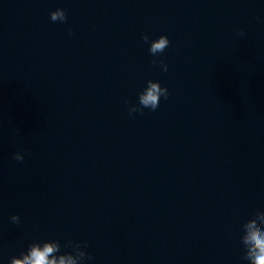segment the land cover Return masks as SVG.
<instances>
[{
    "label": "clouds",
    "instance_id": "1",
    "mask_svg": "<svg viewBox=\"0 0 264 264\" xmlns=\"http://www.w3.org/2000/svg\"><path fill=\"white\" fill-rule=\"evenodd\" d=\"M50 19L53 22H65L67 15L64 9L57 8L50 13ZM259 20L260 18L257 17ZM71 35V29H69ZM244 36L243 30L239 32ZM142 40L148 43L149 36L142 35ZM170 41L166 35L152 40L148 49L154 57L152 63H159L162 71H168V65L163 60L157 61L155 57L162 54L169 46ZM161 97L165 100L169 97L167 87H162L158 81L148 80L146 87L138 94V105H131L128 109V115L133 113L143 115V109L148 108L155 111L160 104ZM16 161H23L24 155L16 152L13 157ZM14 224L20 223V216L14 214L10 217ZM243 235L240 237L244 248L243 259L249 261V264H264V211H256L253 218L247 220L242 225ZM71 249V251L61 252V249ZM87 244L81 241L68 240L61 244L59 240L33 241L27 247V251H22L19 257H12L9 264H87L92 259L90 253L86 251Z\"/></svg>",
    "mask_w": 264,
    "mask_h": 264
}]
</instances>
